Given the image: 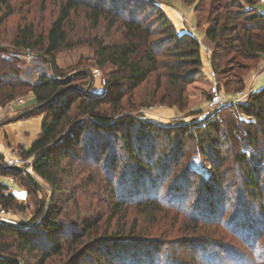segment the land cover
I'll return each instance as SVG.
<instances>
[{
  "label": "trees",
  "instance_id": "trees-1",
  "mask_svg": "<svg viewBox=\"0 0 264 264\" xmlns=\"http://www.w3.org/2000/svg\"><path fill=\"white\" fill-rule=\"evenodd\" d=\"M162 1L131 0L135 4L134 9H131L127 0H60L57 18L47 31L38 32L33 26H20L13 40L14 50L38 53L48 60L54 70V76H43L36 83L25 82L19 75L17 65L10 64L19 62L17 56L0 57V65L10 66L9 72L0 75V107L15 101L24 90L33 94L37 105H43L37 110L40 115H45L41 133L31 148L24 150L23 156L33 159L31 169L52 190L49 204L42 205V220L37 224L34 222L16 227L0 224V264H51L55 258L63 259L61 264H160L164 258L162 253H158L157 260L151 250L153 244H147V240L135 237L132 233H128L129 238L124 237L120 229L111 234L108 231L99 233L102 215L80 218L76 191L70 188L71 180L75 178V164L72 161L75 160L76 150L80 146L86 157L99 166L102 158L106 157L111 171L116 172L119 158L109 146L112 140L116 144L121 142L135 166H131L130 172L134 170L142 173L144 162L140 157L147 147L140 149L148 145L142 137L146 130L161 129L163 126L127 116L120 117L119 121L114 120L104 105L119 113L124 99L130 98L153 76H156V94L163 91L159 103L177 106L181 110L190 106L189 96L195 90L205 101L214 100V89L235 94L242 92L245 89V77L251 69L250 63L264 55V13L257 8L262 0H179L190 6L195 5L198 21L202 13L206 14L205 20L209 25L205 31L206 37L215 44V50L210 55L211 66L217 76L214 88L202 70L198 39L188 33L179 34L175 30L160 7ZM13 2L0 0V27L13 15ZM81 8L86 10L87 19L93 28L107 22L108 31L119 26L125 30L119 40L94 39L97 66L110 70L105 80L104 96L81 91L71 85L76 80L87 78L85 73L66 81L57 66V53L69 47L67 24ZM127 15L128 18H124ZM156 32L163 36L160 42L153 39ZM164 54L167 61L163 59ZM227 111L233 113L223 117ZM241 115L253 121L246 122L241 119ZM180 128L178 126L176 129ZM198 128L203 130L199 138L202 151L205 150L202 138H205L206 143H215L214 170L221 176L218 177L219 182H227L221 174L223 170L225 174H234L235 169L240 173L237 178L249 190L250 198L253 197L251 202L262 200L260 195L263 194V187L260 184L264 173V88L250 93L244 102L222 106L213 117L208 116L200 124L184 125L180 130L183 133L190 132L188 134L193 137V129ZM82 138L87 141L86 144ZM20 150L23 151L21 147ZM228 161L236 166L231 171L228 167L224 169ZM4 171L5 176H14L24 183L26 181L27 184H23L26 188L34 192L43 191L44 187L30 175ZM166 172L163 171L161 178H156L161 181ZM187 174L191 178L192 175L189 172ZM140 178H144L150 187L141 185L142 181H139L141 186L138 188L126 177L119 188V201L115 200L114 195L111 196L108 209L111 210L112 218H116L119 212L127 211L126 205L136 202L142 207L141 214L152 224L158 221L161 212H173L175 217H189L193 232L200 230L201 223L223 224L222 210L226 206V197L221 196L220 190L214 188L212 183L204 182L202 196L191 203V193L186 188V181L182 182V179L165 186L158 183L157 179L150 180L145 174ZM147 193V198L141 199ZM132 198L135 200L132 201ZM222 199L225 201L222 202ZM70 201L79 211L77 221L73 224L62 220V205ZM251 207L255 215H250L244 221H236L237 218L233 221L231 218L229 222H233L235 232L240 235L242 232L246 245L254 249L252 260L239 254V264H264V251L259 252L255 243L261 225L257 226V223L264 222V205L259 207L260 210H255L253 205ZM26 209L27 206L18 204L8 186L0 184V210L8 212ZM126 213L124 218L127 217ZM197 243L204 244L205 248L212 245L211 242L201 240ZM205 248L202 251L207 263L216 264L213 259L215 250L207 254ZM164 264L186 263L165 258Z\"/></svg>",
  "mask_w": 264,
  "mask_h": 264
},
{
  "label": "rangeland",
  "instance_id": "rangeland-1",
  "mask_svg": "<svg viewBox=\"0 0 264 264\" xmlns=\"http://www.w3.org/2000/svg\"><path fill=\"white\" fill-rule=\"evenodd\" d=\"M127 1L129 7L134 9L135 4L131 2V0ZM59 2L60 0H14L13 15H11L0 27V57L11 58V55L17 56L19 62H11L10 64L17 65L20 77L27 83H36L38 79L43 76H54V70L48 60L40 56V54L23 50L17 52L14 50L13 40L20 26L29 25L33 26L38 32L47 31L52 21L57 18ZM172 3H175V0H163L160 7L162 10L164 6L175 8ZM185 5L194 13L198 27L197 30L193 27L195 35H206L205 31L209 27L205 20L206 14L202 13L200 15V21H198L195 5ZM124 18H128V15ZM198 22L200 24H198ZM106 25L107 22H103L99 27L93 28L91 22L87 19L86 10L84 8L79 9V11L72 15L66 27L69 36V47L63 48L56 55L57 66L62 75L66 77L65 79L72 76L74 73H78L77 75L85 73L87 75V78L83 80L72 82V86L77 87L81 91L96 93L103 96L106 91L105 80L110 70L100 69L97 66L94 56V39L97 38L106 41L119 40L122 35H124L123 33L125 31L121 26L108 31ZM174 28L177 31L175 26ZM185 30H187V28H185ZM188 32L191 33L192 31L188 29ZM153 35V39L157 42L163 39L162 34L159 32ZM205 52V49L200 43V56L203 67L202 58L204 56L202 55L205 54ZM163 57L164 61H167L165 54ZM263 59L264 55L252 61L250 63L251 69L248 74L252 70L261 72L263 70V66L261 65ZM9 67L8 65H0V75L9 72ZM211 70H213V68ZM209 73H204V75L208 77ZM73 77L75 76H72V78ZM155 77L156 76H153L147 84L139 87L130 98H125L119 113L113 112V108L104 105V108L109 111V114L114 120L119 121L120 117L124 118L127 116L163 126L161 129L154 128L146 130L144 138L142 137V139H144L143 142L147 140L146 143H148L147 146L143 145L141 149L139 148L140 150H144L143 148L147 147V152L143 151L140 157V160L144 162L142 173H136L134 170H132V173L130 172L131 166H135L130 161L121 142L116 144L115 141L112 140L109 146L111 149L115 150L119 158V167L116 172L111 171L110 163H108L106 157L102 158L101 166H99L86 157V153L84 154L81 151L82 148L80 146L76 150V154L74 155L75 160L72 161L75 164V178L71 180L70 188L76 191V198L80 207V218L85 219L102 215V220L99 223V233L108 231V233L111 234L121 230L126 238L130 237L128 233H132L135 237L147 240V244H153L151 250L154 252L153 254L156 256L157 260H159L157 254L162 253L164 258L161 260L160 264H164L165 258H169L171 261L172 259H176L186 264H208L204 256L205 253L202 251L205 245H199L200 243H197L200 240L202 242L207 241L212 243L210 247L205 249H207V254L215 250V255H212L214 263L216 262V264H239L238 258H241L239 257L241 253L244 257L247 256L248 259L252 260V251L254 249L246 245V242L242 238V232L241 235L239 232H235L233 222H229V220L233 218L232 220L234 221L237 218L236 221L240 219L244 221L250 217V215L254 214L251 205L255 207V210H260L259 207L264 205V173L261 176L260 184V186L263 187V194H258L261 196L262 200L259 201L256 199L254 202H251L253 197L250 198V194H248L249 190L243 186L241 179L237 178L240 173L234 169L236 166L232 161H228L224 169L227 167L230 171L234 169V174H230L229 172L225 174L223 170L221 174L226 177L227 182L226 184L219 182L218 177L221 176L217 175L214 170L216 160L213 146L215 143H206L205 138H202V145H205V150L202 151L199 142L200 135L203 133L202 128H198V130L193 129V137H190L188 134L190 132L183 133L184 131L180 130L184 125L202 123L208 116L213 117L218 108H222V106L228 104L225 102L222 105H218L215 96L213 101H205L201 98L197 90L190 94V106L185 110H181L177 106L170 107L161 104L159 103V99L162 97L163 91L156 94ZM56 79L58 78L56 77ZM211 83L213 84L212 81ZM222 91L223 90L220 92ZM220 92L219 97L221 98ZM35 106H37V102L33 94L29 90H24L15 101L4 107H0V137L4 138L5 146L4 154L0 153V182L3 181L8 183L11 186L9 191L17 193L16 198L18 204L27 206L25 211L10 210L6 212V216L16 222L17 225L31 224L34 222L37 224L40 222L42 220V205L49 204L51 198L49 191L45 188H43V191L34 192L31 188L28 189L23 186V184H27L26 181L24 183L21 179H15L14 176H5V171L3 170V166L8 165L10 161H19V166L31 168L33 159L25 158L23 152L26 150V147L28 148L30 146L34 129L32 127L29 128L26 134L29 139L27 146L15 145L14 148L10 146L9 140H12L14 133L18 134L19 132L21 135H23V133L17 128H15L14 132L9 133V135L4 133V131L19 127L26 121H29L28 123H33V121H36L40 117L44 118L45 115H40L37 111L38 109L29 116H22L26 111ZM163 110H166L167 113H162ZM151 112L162 114L163 116L169 115L170 117L163 118ZM231 113L233 112L227 111L223 114V117H227L231 115ZM240 117L246 122L253 121V119L245 115H241ZM178 126H181L179 130L176 129ZM167 127H170V129H166ZM198 132L200 133L198 134ZM213 137L215 138V135ZM82 139L86 144L87 141H85L84 138ZM20 147L23 151L20 150ZM223 149L225 148L223 147ZM222 155L224 156L225 154ZM228 156L230 157V155ZM166 170V176L163 177L161 181L158 180L156 177L158 176V178H161L163 171ZM186 171L189 172V175H192L191 178H188V172L183 176ZM143 174L148 175L150 180L157 179L158 183L165 186H168L174 181H178V179H182V182L186 181V188L188 187V192L191 193L190 196H192V198L190 197L189 199L191 203H194L195 200L198 198L200 199L202 196L204 182L212 183L214 188L217 187L218 191L220 190L221 196L226 197V206L225 209L222 210L224 213L222 219L223 224L205 225L201 223L200 230L193 232L192 221L189 217H175L173 216L175 215L173 212H171V214H163L161 212L158 221L152 224L141 214L142 207L138 206L140 205L138 203L135 204L136 202L126 205L127 211L119 212L116 218H112L111 210L108 209L111 196L114 195L115 200L119 201V188L122 187L123 180L126 177L138 188L142 184H145L146 187L149 188V183H145L146 181L144 178L143 180L140 178L143 177ZM234 175L235 177L233 179ZM9 179H11V181H7ZM139 181H142L140 183L141 185ZM126 185H128L127 182ZM20 189L27 193V196L23 199L20 198L21 194L19 195L18 193ZM29 190H31V192H29ZM150 193H153V191L150 190ZM145 195L141 196V199L147 198L148 193ZM203 198L204 196L202 199ZM134 200L135 199L132 198V201ZM223 201L225 200L222 199V202ZM62 206V220L70 224L75 223L79 211L73 206V202L70 201ZM142 206L145 207L143 204ZM125 212H127L126 218L123 217L125 216ZM256 222L254 226H256ZM258 223L257 226L261 224L259 226L260 232L255 243L260 252L264 251V222ZM193 240L195 241L194 243L191 242ZM85 241L87 242L88 239ZM161 244L165 246L162 247ZM213 245L215 249L211 248ZM198 247L203 248L199 249ZM62 260L63 259L55 258L51 264H61Z\"/></svg>",
  "mask_w": 264,
  "mask_h": 264
},
{
  "label": "crops",
  "instance_id": "crops-1",
  "mask_svg": "<svg viewBox=\"0 0 264 264\" xmlns=\"http://www.w3.org/2000/svg\"><path fill=\"white\" fill-rule=\"evenodd\" d=\"M172 5L175 7H168V6H164L163 10L166 13V15L168 16V18L173 22L174 26L177 29V32L179 34H184V33H189L188 29H190L192 32L189 33L191 36L197 38L199 40V42L201 43V46L205 49V54H203L202 56H204L203 59V72L205 74H208L209 71L212 69L211 64H210V55L213 53L214 49H215V45L213 43H211L205 34L198 36L195 35V31L193 29V27H195V29L197 30V23H196V19L194 16L193 11L189 10V7H187L182 1L179 0H175V3H172ZM257 8L264 13V0H262V2L260 4L257 5ZM186 26V27H185ZM185 28H187V30H185ZM202 54V53H201ZM261 65L263 66V70L261 72H255L254 70H252L247 77L245 78V89L242 92L239 93H233V94H227L225 92V90H223L221 93V99L223 100V103H234V102H244L247 97L250 95V93L258 91L261 88H264V59L261 62ZM207 67V69H206ZM44 118H38L36 121H33V123H28L29 121L23 122L19 127H14L11 129H7L6 131H4V133H6L7 135H9V133L14 132L15 128H17L21 133H23V135H21L19 132L18 134L14 133V137L12 138V140H9V144L12 148L16 146H27V144L29 143V139L26 136L27 132L29 131V128H33V139L30 142V146L28 147L29 149L31 148L32 144L35 142V140L39 137L40 133H41V125H42V121ZM5 137V136H4ZM4 138L0 137V153L4 154V150H5V146H4ZM26 147V150H29ZM11 180V179H9ZM0 184H4L6 186H8V188L11 189V186L8 183H5L3 181L0 182ZM15 196H17V193H14L13 191H11ZM19 195L21 196L20 198H25L27 196V193L25 191H23L22 189L18 190Z\"/></svg>",
  "mask_w": 264,
  "mask_h": 264
},
{
  "label": "water",
  "instance_id": "water-1",
  "mask_svg": "<svg viewBox=\"0 0 264 264\" xmlns=\"http://www.w3.org/2000/svg\"><path fill=\"white\" fill-rule=\"evenodd\" d=\"M78 73H74L72 76H76ZM72 76L68 77L66 79L70 80L72 78ZM241 103V102H239ZM231 104V103H230ZM43 105H37L34 108L26 111L22 116H29L30 114H32L36 109L41 108ZM3 169L9 172H21L27 175H30L37 183H39L40 185H42L46 190L49 191L50 195L52 196V190L51 188H49L48 186H46L36 175L35 173L31 170V168L28 167H22V166H17V165H5L3 166ZM0 224L6 225V226H13L16 227L17 224H12V223H8L6 221H4L3 219H0ZM17 262L21 263V261L17 260Z\"/></svg>",
  "mask_w": 264,
  "mask_h": 264
},
{
  "label": "built area",
  "instance_id": "built-area-1",
  "mask_svg": "<svg viewBox=\"0 0 264 264\" xmlns=\"http://www.w3.org/2000/svg\"><path fill=\"white\" fill-rule=\"evenodd\" d=\"M208 77L210 78V80L213 82V86L214 88L216 87L217 81H216V74L213 70L210 71ZM214 93H215V99L218 105H222L224 104L223 101L221 100V98L219 97V92L216 91V89H214ZM217 105V106H218ZM19 161H10L8 165H18ZM0 219H3L4 221L8 222V223H12V224H17L16 222L12 221L11 219H9L6 216V211L4 210H0Z\"/></svg>",
  "mask_w": 264,
  "mask_h": 264
},
{
  "label": "bare ground",
  "instance_id": "bare-ground-1",
  "mask_svg": "<svg viewBox=\"0 0 264 264\" xmlns=\"http://www.w3.org/2000/svg\"><path fill=\"white\" fill-rule=\"evenodd\" d=\"M206 69H207V67H206ZM151 113H152V112H151ZM162 113H167V111H166V110H163ZM152 114H156V116H160V117H163V118L170 117L169 115H168V116H163L162 114L160 115V114H158V113H152ZM166 115H167V114H166ZM7 181H11V180H7Z\"/></svg>",
  "mask_w": 264,
  "mask_h": 264
}]
</instances>
